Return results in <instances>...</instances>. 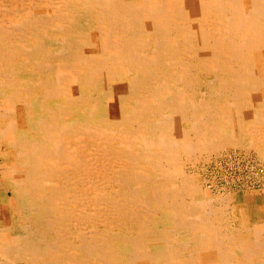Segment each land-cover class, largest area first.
<instances>
[{
  "label": "bare ground",
  "instance_id": "6f19581e",
  "mask_svg": "<svg viewBox=\"0 0 264 264\" xmlns=\"http://www.w3.org/2000/svg\"><path fill=\"white\" fill-rule=\"evenodd\" d=\"M28 2L0 3L9 4L7 17L0 18V103L11 105V111L0 110V141L14 156V162L3 165L5 177L14 184L12 197L3 207L13 216L26 209L18 225L30 227L25 234L13 235L11 227L0 221V264H124L110 244L111 235L98 240L94 230L77 225L93 223L90 211L95 202L107 206L110 221L128 216L144 230L131 238L135 251L129 261L185 264L175 258L170 232L150 228L153 205L167 208V214L187 212L177 200L184 195L164 188L176 172L158 166L167 162L174 167L179 152L206 149L214 144V137L215 141L221 138L218 133L206 140L188 137L189 131L196 135L199 129L215 126L209 99H195L209 74L220 77L219 92L233 97L229 104L238 109L219 120L227 123V117L232 124L242 123L246 117L242 109L251 101L258 112L247 118L264 133V0H198L194 5L201 15L199 22L193 18L197 15L186 11L192 5L187 0ZM142 32L150 34L147 44ZM144 45L151 53L140 51ZM17 60L21 66L15 65ZM19 72L49 78L22 83ZM103 82L112 88L101 94ZM157 82L165 86L169 100L160 94ZM36 89L42 92V99L35 100L43 109L40 117L33 107ZM163 107L167 114H162ZM182 117H190L188 128L178 126ZM101 120H107L106 125ZM129 122L135 123L134 132L128 130ZM115 141L124 149L117 150ZM151 153L154 159L147 158ZM143 161L157 171L155 180L146 168V173L138 169ZM116 162L123 167L115 173L108 170L107 179L123 188L121 195L96 196L99 165L107 170ZM79 203L87 206L86 215L75 210ZM208 209L198 207L204 213L194 225L201 231H191L199 248H213L210 255L198 259L199 264H232L212 221L218 212ZM70 219L79 229L74 238L67 227ZM174 223L179 229H196L187 217ZM150 242L164 244V258L146 250ZM257 243L247 248L248 253L264 251ZM70 244L79 250L78 257L67 254Z\"/></svg>",
  "mask_w": 264,
  "mask_h": 264
},
{
  "label": "rangeland",
  "instance_id": "374dc122",
  "mask_svg": "<svg viewBox=\"0 0 264 264\" xmlns=\"http://www.w3.org/2000/svg\"><path fill=\"white\" fill-rule=\"evenodd\" d=\"M1 1H6V0H0V3ZM24 1L26 3H29L28 1L30 0L28 1L24 0ZM197 1L198 0H191V1L187 0L188 4L190 2L192 5H191V8L187 7L186 11H188L189 9L190 11L188 13L190 15H197V16H193V18L196 19V22H199L198 20L201 18V15L200 14H199L200 16L198 15V12L196 10L197 5H194L195 2H196L195 4L198 3ZM6 4L8 3H5L4 6L3 4L0 5V18H6L8 15L6 7H9V6H7ZM14 6L16 7L17 4H14ZM20 13H22V11H20ZM213 17L210 16V18H213ZM207 22H209L208 19H207ZM149 32H142V34H145L144 42L146 44L149 42V40H147V38H149V35H150ZM147 48H149V45H144V48L143 47L140 48V51L142 52L144 51L145 53H151V51H149ZM15 65L21 66L22 61L21 60L15 61ZM30 75L31 73L26 74L23 72H19V76H20L19 78L21 79L22 83H26L31 80L37 81L38 79L47 80V78H49L46 75H43V78H42V76L36 72L32 74V77ZM207 76H209V80H205L206 89L204 87L201 93L196 94L195 99H204V98L209 99V103L214 107L213 114L215 115L216 118L214 119L215 122L213 121L214 123L213 122L212 123L215 124V126L212 125L210 128H207V129L205 128L199 129L196 135L194 134V132L192 133L190 131L188 132L189 134L188 133L187 134L190 139L195 138L198 140L209 139L210 137H213L214 135L216 136L217 133H218L217 136H220L221 138L219 140H216L217 141L216 142L215 137H214L213 138L214 144L210 146L211 148L206 147V149L204 148L205 150L203 148L201 149L199 148L197 149V151L195 150L191 152L190 154H186L184 151L179 152L180 153L179 162L174 167L172 166L170 167L167 162L166 164L164 162L163 166H158L159 168H162V170L165 169V171L169 170V172H173V175L176 172L174 175V179L172 181L169 179L168 182H166L167 184H164V188L168 190L175 189L176 192L180 193L179 195H182V194L184 195L182 200L181 199H177V200L179 201V203L182 202V205L187 210V212L184 211L182 213H178V212L172 211V213L167 214L165 212L167 208L164 211L163 206H160L159 208L153 205L152 209H153V214L155 215V217H154V220L150 222V225H151L150 228L154 231L158 230V232H161L163 230L170 232L168 234V240H170L173 248L175 249V252H177V255L175 258L181 261H185V264H188V263L189 264H199L198 259H201L202 257H205L206 255H210L211 254L210 250H212L213 248L210 245L203 247V248H199L196 245V243H198L195 241L196 237L193 235L191 231H194L195 233H198V234L201 231V228H198V226L194 225L197 221H199L200 216H202V214L204 213L198 210V207L201 206L204 209H208L210 207L215 213L218 212L217 218L212 219V221L214 222V225L217 226L218 233L220 234L222 238V246L226 247L225 250H228V252L230 253L229 254L230 262H232V264H264V251L258 252V253L257 252L248 253V249L251 248L252 246L258 245L257 243L258 241H259V245L264 247V145H263L264 144V133H262L261 135V133L256 131L254 127V122L252 121L253 123L251 124V122L247 118L249 115H252L254 111H257L258 109H254L253 107L254 105L250 104L251 101H248L249 105L242 109L243 112L246 113L244 114L246 115V117H244V115L239 117V120L244 117V119H242L243 124L242 123L232 124L227 117L225 119L227 120V123L225 121L223 122L222 120H219L221 117L224 116V114L226 115L234 111L236 112L238 109L236 110V106L229 104V99H232L233 97H226L224 94L219 92L220 90L218 89H220L221 86H219L218 81H220L219 79L220 77H218V75H215V74H212V75L209 74ZM160 83L161 82H157V85L159 84L160 94L165 99L167 98V100H169L170 95H168V92L165 89V86L160 85ZM178 85H181V84H178ZM209 85H211L212 87ZM100 86H101V90H100L101 94L104 93L106 89L112 88V85L109 84L108 82H103ZM102 88H104V91ZM39 91L41 92L40 89H36L35 97L32 100H33L34 111H37L35 113L36 114L38 113L40 117V114L41 116H43V112H42L43 109L39 106V104L35 103L36 99L37 100L42 99V92L40 93ZM10 93L12 92L10 91ZM184 95H185V99H187V94L185 93ZM4 103L5 102L0 103V110L1 111H11V105H9L8 103H5V104ZM251 107L253 109H251ZM53 108H56V107L53 106ZM38 109L41 111L39 112ZM162 109H163L161 110L162 114H167L169 112L166 107L165 108L163 107ZM251 110H252V113H251ZM74 118H76V116H74ZM189 118L190 117H185V118L182 117L181 120L179 119L177 122L178 126L182 128H188ZM12 119L9 118L8 120H12ZM154 119L155 121L158 120L156 117H154ZM106 121L107 120H101L98 122L99 123L101 122L100 124L106 125ZM134 124L135 123H131V122L127 124V128L130 126V129L128 128L129 131L134 132L136 130ZM260 138L262 141L259 140ZM252 141H256V143ZM115 142L117 144V147H116L117 150L121 148L122 150L124 149L125 146H121L118 141H115ZM251 144L252 146L250 147ZM143 148L148 149V147H146L145 145ZM259 148L261 151L259 150ZM8 149L10 150V148L4 143V141L3 140L0 141V194H1L0 195V221L2 222L3 226L11 227L10 232L13 233V235H21V234H25L28 229L30 230V227H26L25 223H24V227H26L27 229L24 228L23 225L19 226L18 224L20 220L18 217H21V214L23 213L26 214V212L28 211L24 207L25 210H22L21 211L22 213L15 211L14 212L15 217H14L12 212L9 211L10 210L9 208H4L6 207L5 204L8 203V200L12 197L13 193H12L11 186H14V184L11 182V179L5 177L4 170H3V165L7 164L6 163L7 161L8 163L14 162V156H12V154L9 153L10 151ZM91 156L93 157V154H91ZM147 158L154 159V157H152V153L151 155H147ZM92 159L94 160L96 159V157H93ZM120 160H122V158H120ZM140 163L141 164L138 167V169L139 170L141 169L140 171L143 170L142 173H146V169H147V174L152 175L153 173V177H154L153 179L155 180L157 176L156 174L157 171H155V169H152L153 166L149 162H146V161H143ZM103 166L99 165L98 167V169H100L98 174H100L101 176L100 177L97 176V179H98L97 188H100L102 190L100 191V189L96 188L95 189L96 196H100L103 194H109V195L114 194L116 196H120L123 191V188L117 185L116 183H114L112 180H108L107 175L109 174L108 170H111V172L115 173V171L118 168H122L123 166H121V164L117 162L112 167V169L110 168V169L105 170V167ZM126 166H131V165L127 164ZM169 168H171L172 170ZM92 169H93V172L97 174L98 169L97 167L94 166V164L92 165ZM67 180H69V178ZM103 190L105 192H102ZM113 192H115L116 194ZM66 205L69 208L72 206L71 204L70 205L66 204ZM82 205L84 204L82 203L77 204L75 206V210L77 211L81 210L85 212V215H86L88 213V211H86L87 206L85 205L82 206ZM193 206H196V207L193 208ZM210 208L208 209V211L211 210ZM106 210H107V206L105 204L99 203V202L93 203V209L90 211L91 213L92 211L94 213L93 223L92 222L90 224L77 223L78 227L82 226L84 230H88V229L90 231L94 230L93 232L97 236L98 240L100 238L103 240L104 237L111 235L112 239L110 241V244H112V247L114 246V249L117 251L118 256H120L119 258L123 261V263L124 264H140V263H133L129 261V257L135 251V248L131 242V238L139 236L144 230L139 227V224L133 218H132L133 220L132 219L130 220L128 216H126L125 218L122 217L118 221L116 220L110 221V218L105 213ZM83 212H80V213L82 214ZM160 214H162L163 216H161ZM207 215H209V212H207ZM105 217H108V219ZM181 217H187L190 220L191 224L194 225L193 227L196 229H192V230H190L189 228L179 229V227H176L174 223V219L181 218ZM14 218H15V221H14ZM153 224H154V227H153ZM67 227L70 231H72L71 232L72 236L70 237L74 238L77 235V232L79 230L77 229L78 227H76V221H73L72 223V220L70 219L67 222ZM209 236H211V231H210ZM194 241L195 243H193ZM146 246H147L146 248H148L146 250L150 254L151 253L157 254L158 257H160V260L164 258V254L162 253L165 251L164 244L160 245L157 242H150ZM68 248L69 249L72 248V249L66 251L67 254L74 255L75 257L79 256V250L76 249L74 246L70 244ZM255 260L257 261L259 260V262ZM181 261H178V262H181ZM146 263H143V264H146ZM158 264H165V262L158 263Z\"/></svg>",
  "mask_w": 264,
  "mask_h": 264
}]
</instances>
